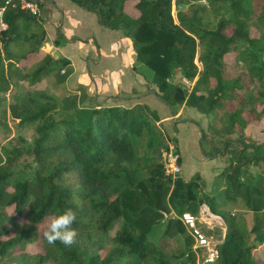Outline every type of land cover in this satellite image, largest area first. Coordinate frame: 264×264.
I'll list each match as a JSON object with an SVG mask.
<instances>
[{
    "label": "trees",
    "instance_id": "1",
    "mask_svg": "<svg viewBox=\"0 0 264 264\" xmlns=\"http://www.w3.org/2000/svg\"><path fill=\"white\" fill-rule=\"evenodd\" d=\"M69 1L93 12L100 26L131 39L132 69L139 74L150 69L156 96L174 114L181 105L211 114L256 84V95H247V102L229 111L228 124L243 131L264 117V0ZM36 2L40 7L42 0ZM1 7L8 28L0 32V66L6 61L0 88L12 94L9 113L16 126L31 128L36 137L27 149L0 148V258L21 250L23 264H197L193 239L178 219L167 218L165 231L155 237L165 212L198 215L205 203L224 224V237L217 243L220 257L213 264H264V177L244 178L241 168L244 158L264 165V141L246 143L244 134L238 135L244 149L231 154L218 174L223 184L215 196L204 190L199 174L187 180L167 175L160 117L148 105L87 104L90 97L82 85L79 94L62 99L23 86L27 82L33 87L48 74L57 84L65 83L73 68L67 57L48 53L20 66L42 51L46 34L37 20L40 14L4 0ZM66 42L58 30L54 44ZM240 43L245 46L240 48ZM231 53L244 63L246 84L245 75L233 77L225 71V57ZM175 70L194 82L189 92L169 81ZM19 90H28L25 100ZM203 135L201 130L200 147L206 156ZM23 153L33 163L30 175L14 170ZM237 199L252 212L251 221L225 210ZM66 209L76 215L77 243L49 245L38 225ZM164 236L175 237L171 250L162 247ZM35 242L42 251L24 250ZM257 250L262 255L254 258Z\"/></svg>",
    "mask_w": 264,
    "mask_h": 264
},
{
    "label": "rangeland",
    "instance_id": "2",
    "mask_svg": "<svg viewBox=\"0 0 264 264\" xmlns=\"http://www.w3.org/2000/svg\"><path fill=\"white\" fill-rule=\"evenodd\" d=\"M71 5L72 7L80 9L74 4ZM185 7L186 6L184 5L181 7V9H184ZM40 10L41 11L43 10V2H42V8L40 7ZM80 10L84 11L82 9ZM176 11H177L176 6L172 5V13L174 15L175 20H176ZM86 13H88L92 17L95 16L92 12H86ZM59 18L61 24L63 23L64 26H66L67 21L66 20L63 21L62 17ZM90 25L92 27L98 26L95 18H93L92 23L90 22ZM71 27L74 30H77V23L75 20L71 23ZM225 31L229 33L230 29L227 28ZM99 36L102 39L103 50L106 56L104 55L102 57L103 62H101L100 65L93 67L92 75L97 78L101 77L103 79V82L106 83L107 85H111L113 82H115V79H117V75H119L118 82L120 81L121 84H124L127 67L124 65V66H120L119 69L117 68V65L114 63V60H116L115 59L116 57H114L115 51L111 48L112 45L110 41H108L106 36H103L101 34H99ZM0 39L2 40V35ZM43 45H46V42H44ZM244 46L245 43H240V48H243ZM17 48L19 47H14V49ZM86 50L88 49L77 45H69V47L67 46L68 54H71V56L74 59L83 60L79 56L82 55V51L86 52ZM44 51H47V48H45ZM95 51H97L95 46L89 48L90 53H94ZM52 53L54 56L59 57L61 56L62 51L54 50ZM38 56L36 58L41 57L40 55ZM121 57L123 59L127 57L125 51L122 52ZM35 61L36 60H30L29 62H26V64L23 63L20 66L28 65V64L30 65L32 62ZM225 61H226L225 71L231 74L233 77L245 75L243 76L244 77L243 83L246 84L247 80H249L248 76H246L247 70L244 66V63L240 60L239 55L237 53L228 54L225 57ZM195 63L197 64L198 69L200 71L202 69L201 63L197 61V59H195ZM5 65H6V61L3 60L0 66V70L1 67H4ZM136 71L138 72V69H136ZM140 75H142L146 80V83L143 84L145 85V89L143 90V92L147 93L151 91H156L155 85L150 80L152 76L150 69L143 68L142 74ZM0 80H1V76H0ZM184 80L186 79L183 77L181 70H175L172 76L169 78V81L180 84L183 89L189 92L192 88V84L194 83L190 82L187 87L184 84ZM75 82H76L75 78L70 77L67 83L65 82V83L57 84L54 75L48 74L41 80V82H39L33 87H28L27 82H23V86L29 90L43 89V91L48 95L54 96L58 99H62L66 97L69 93H73V92L77 93V87L75 88L76 86ZM0 84L3 83L0 82ZM96 89H97L96 87L92 86L89 90L90 92L87 91L90 97L89 100L90 103L86 102L87 104H96L97 102L95 98ZM257 89H258V85L255 84L253 85L252 89L250 88L238 92L236 97H232L231 100L230 99L227 100L225 105L223 104V106H221L220 108H216L214 112L208 115L201 114L195 108L190 107L189 105H181L178 106L176 109L178 112L180 108H183V111L181 114H179V116L177 115L174 118H169V120H164V121H162L160 118V121L157 122V126L160 129L165 142V145L162 148V154H164L167 151L168 147L173 146L180 156L179 158L180 171L175 176H180L183 179L187 180L192 176H194L195 174H199L204 183V190L207 192V194L210 196L217 195V191L220 188H222L221 177L218 176V174L222 171L224 166L231 161L230 159L231 154H234V152H237L238 150L244 149V146L237 141L238 135L242 132L244 134L243 140L246 143L252 142L254 140L264 141V117L259 122H253L251 125L244 128L243 131H241L239 127L232 129L228 124V118H227L229 111L247 102V95L251 93L253 95L254 94L256 95ZM18 92H23L22 98L23 100H25L28 90L27 92L22 90H19ZM18 92L16 91V93ZM135 93H137V91L133 89L131 92H128V94L123 93L122 95H131ZM11 96L12 94L8 88L7 89L0 88V148H4V147L11 148L16 146L27 149L33 145L36 134L31 128L28 127L19 128L18 126H16L17 121L12 120L9 113V103L11 102ZM152 99L154 100V103L149 102L148 103L149 106L157 107L158 105H160V108L157 107L158 111L157 110L156 111L159 112L161 116L164 115L171 116V113L173 115L177 114V113L174 114L167 105L161 104L159 101L155 100V98ZM257 108H259V106ZM201 130L204 132L203 137H205L203 146L206 152V156L202 153L200 147V139L202 137ZM226 142H230V144L228 145V148L225 150ZM214 148H216L217 150H214ZM248 151H250V149H248ZM162 154H161V159L162 162H164ZM242 163L243 165L241 166V168L244 178H249L251 174H253V176L264 177V165L262 164V162L256 164L253 162V160L246 161L244 158L242 159ZM32 165L33 163L31 157L27 153H23L18 157L17 161L15 162L14 170H16L20 175H30ZM224 208L225 210H228L237 216H244L246 221L252 220V212L249 211L247 208H245L243 202L240 199H237L234 202H228ZM9 213L13 214L12 210H9ZM173 213H174L173 211L170 213L169 212L164 213L163 216L164 222H161L162 226L160 227V230L157 232L155 239L160 237L163 231H165L164 224L166 223L167 218H170L173 215ZM49 219L50 218H48L43 223L38 225L39 232L46 230ZM18 220L24 221V218L23 217L21 218L19 216ZM212 224H213L212 225L213 228L212 230H210L209 233L213 235V238L216 241H219L223 238V236H221L220 234L223 235L224 230L220 228L221 225H218L216 223H212ZM203 225L206 224L204 223ZM118 226L119 224H116L115 229L111 232V234H114ZM174 242H175V237L164 236L162 247L164 248L165 245L166 249L171 250L173 248ZM24 250L29 253H34V252L42 251V247L39 244V242H35L27 245ZM20 253L21 250L12 251L9 255L0 258V264H23V259ZM261 255H262L261 250H257L254 253V258H258Z\"/></svg>",
    "mask_w": 264,
    "mask_h": 264
},
{
    "label": "crops",
    "instance_id": "3",
    "mask_svg": "<svg viewBox=\"0 0 264 264\" xmlns=\"http://www.w3.org/2000/svg\"><path fill=\"white\" fill-rule=\"evenodd\" d=\"M42 2L43 10H40V16L37 17V20H39V23L42 24V27L45 30L46 45L41 46L42 51L38 55L42 57L45 53H48L54 58H57L53 55L52 52L54 50L62 51V54L59 57H67L73 68V71L67 78L66 83L70 77H74L76 81L75 88L79 85H82L86 87L87 91H89L92 86L96 87V104H103L106 106L120 105L130 107L136 103H141L149 106V102L154 103V100L152 98H155V100L159 101L161 104H165L164 102L162 103V101L156 96L154 91L147 93L143 92V90L145 89V85L143 84L146 83V80L142 75L132 69V66L135 63V53L133 51L132 41L130 38L124 36L120 30L105 28L100 26L98 23L97 27H92L90 25V22H93V18H95L96 20V15L92 12L95 15L94 17H92L91 15L86 13L90 11H86L85 9L78 7L75 4V6L84 11L72 7L71 4L73 3L69 0H42ZM42 2L40 3L41 8ZM133 15H135V13H133ZM59 17H62L63 21H67L66 26H64L63 23L61 24ZM74 20L77 23V30H74L71 27V23ZM58 30L67 39V42L61 46H56L54 44V39ZM97 33L106 36L108 41H110L112 45L111 48L115 51L114 57H116V60H114V63L117 65V68L119 69L120 66L124 65L127 67L124 84H121L120 81L118 82L119 75H117V79H115V82H113L111 85H107L106 83H104L101 77L97 78L92 75L93 67L100 65V63L103 62L102 57L105 55L102 39ZM69 45H77L88 49L86 50V52L82 51V55L79 56L83 60L74 59L71 54H68L67 46L69 47ZM92 46H95L97 50L94 53L89 52V48H91ZM45 48H47V51H44ZM124 51L127 54V57L125 59L121 57L122 52ZM38 55H36L35 58ZM35 58L31 60L39 59ZM133 89L136 90L137 93L131 95H122L123 93L128 94V92H131ZM149 107L158 111L160 105L157 106L158 108L156 106ZM182 111L183 108H180L176 115H173L171 113V116H161V114L159 112L158 113L161 120L164 121L169 120V118H174L177 115L179 116Z\"/></svg>",
    "mask_w": 264,
    "mask_h": 264
},
{
    "label": "built area",
    "instance_id": "4",
    "mask_svg": "<svg viewBox=\"0 0 264 264\" xmlns=\"http://www.w3.org/2000/svg\"><path fill=\"white\" fill-rule=\"evenodd\" d=\"M5 4L13 2L18 4L22 9L27 10L31 14L39 15L40 7L36 0H4ZM4 9L0 8V32L7 30L8 26L4 20ZM193 81L184 80V84L188 87L189 83ZM194 83V82H193ZM193 85V84H192ZM164 160V172L167 175L175 176L180 171L179 154L173 146L168 147L167 151L162 154ZM171 218L178 219L185 227L188 234L192 237L193 243L191 249L196 257L197 264H213L219 257L220 252L217 248V243L210 232L213 228L212 223L221 225V229H224L222 218L210 211L207 204L203 203L200 206L199 214L194 215L191 212H183L181 214H175ZM206 225H203V224ZM209 231V232H207ZM222 236V234H220ZM224 237V234H223Z\"/></svg>",
    "mask_w": 264,
    "mask_h": 264
},
{
    "label": "clouds",
    "instance_id": "5",
    "mask_svg": "<svg viewBox=\"0 0 264 264\" xmlns=\"http://www.w3.org/2000/svg\"><path fill=\"white\" fill-rule=\"evenodd\" d=\"M76 215L71 209H66L61 214L52 216L43 236L49 245H55L57 241L65 247H72L77 243L78 232L73 227Z\"/></svg>",
    "mask_w": 264,
    "mask_h": 264
},
{
    "label": "water",
    "instance_id": "6",
    "mask_svg": "<svg viewBox=\"0 0 264 264\" xmlns=\"http://www.w3.org/2000/svg\"><path fill=\"white\" fill-rule=\"evenodd\" d=\"M207 232H209V231H207ZM220 236V235H219Z\"/></svg>",
    "mask_w": 264,
    "mask_h": 264
}]
</instances>
